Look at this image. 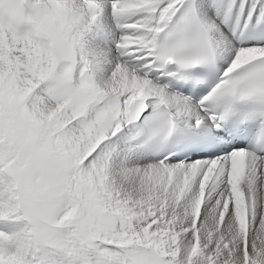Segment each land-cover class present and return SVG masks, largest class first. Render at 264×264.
<instances>
[{
	"label": "snow or ice",
	"instance_id": "obj_1",
	"mask_svg": "<svg viewBox=\"0 0 264 264\" xmlns=\"http://www.w3.org/2000/svg\"><path fill=\"white\" fill-rule=\"evenodd\" d=\"M0 264H264V0H0Z\"/></svg>",
	"mask_w": 264,
	"mask_h": 264
}]
</instances>
